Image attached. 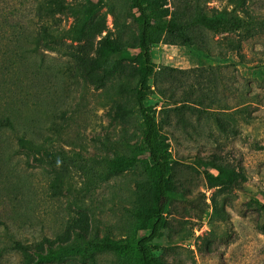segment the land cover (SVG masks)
I'll return each mask as SVG.
<instances>
[{
	"label": "rangeland",
	"instance_id": "374dc122",
	"mask_svg": "<svg viewBox=\"0 0 264 264\" xmlns=\"http://www.w3.org/2000/svg\"><path fill=\"white\" fill-rule=\"evenodd\" d=\"M58 1L65 9L53 19L40 11V4L51 0H0V114L14 122L6 135L13 150L18 137L26 136L95 164L87 170L38 164L17 151V200L8 216L24 242L43 247L71 239L74 231L134 241L149 234L132 214L150 200V190H138L139 167L110 175L102 163L104 157L138 150L144 132L132 108L139 69L132 0H106L80 41L67 39L62 49L49 50L36 39L42 24L69 30L78 23L75 12L86 5V0ZM167 2L171 16L180 11V1ZM198 4L208 15L234 11L246 21L264 20V0H247L244 7L230 0ZM52 6L56 11L55 2ZM197 37L208 51L153 42L154 91L145 104L154 108L168 138L176 185L199 209L171 202L152 254L167 264H264V83L255 71L264 62V30L205 31ZM107 38L130 48L121 71L103 79L102 70L90 74L87 68ZM119 105L127 108L122 118ZM213 158L244 174V192L208 186L206 169L214 171L198 161ZM4 258V264H19L14 255ZM66 264L124 262L121 255L100 251L94 261Z\"/></svg>",
	"mask_w": 264,
	"mask_h": 264
},
{
	"label": "trees",
	"instance_id": "16d2710c",
	"mask_svg": "<svg viewBox=\"0 0 264 264\" xmlns=\"http://www.w3.org/2000/svg\"><path fill=\"white\" fill-rule=\"evenodd\" d=\"M41 3L40 11L47 17H55V13L63 12L65 5L58 0ZM106 0H86L82 10L75 13L80 15L78 23L71 29H60L58 26L42 24L36 39L49 50H60L63 42L70 39L80 41L86 32L87 22ZM181 3L179 12L170 14L166 8L167 0H132V10L138 27L136 46L139 58L137 85L134 88V110L140 115L144 132L140 147L129 155L119 157H104L103 166L110 175H117L139 167L140 179L138 190L149 191L150 200H145L133 210L132 217L144 231H149L134 241L115 242L108 237L101 238L97 234H87L84 231H74L72 238L60 241L56 245L43 247L39 242L26 243L14 229L9 207L15 209L13 201L17 200L18 191L15 179L18 176L19 164L14 163L17 151L32 156L33 161L50 165L66 164L80 170H87L89 165L95 164L93 158H86L78 152L71 154L62 150H52L49 142H37L26 136L17 139L16 151L11 148L6 135L14 128L10 117L0 114V264H4L5 256L14 255L19 264H66L73 259L94 261L100 251H112L123 256L124 264H167L160 258L153 256L151 244L160 238L164 225V216L171 202L184 201L194 210L199 209L196 200L188 196V191L180 190L174 180V170L168 138L161 133L156 112L145 102L153 94L151 79L155 74L153 65V42L162 40L169 44L196 46L208 51L209 48L197 34L205 31H239L260 28L264 30V20H244L234 11H222L208 15L199 6V0H178ZM237 7H244L247 0H230ZM56 4L54 11L52 3ZM170 17V18H169ZM130 46L105 39L100 53L87 68L90 74L103 71L102 78L110 77L122 69ZM1 66V62H0ZM1 69V67H0ZM9 69V68H3ZM255 71L264 83V62L258 64ZM0 70V75H3ZM101 82V78H97ZM214 82V81H213ZM127 112L125 106L119 105L117 116L124 117ZM206 169L205 178L210 188L222 187L239 192L245 191L244 174L239 172L232 163L212 160H199ZM203 198V196H202ZM262 220L260 229L264 231V201L260 203ZM204 213V208L200 214Z\"/></svg>",
	"mask_w": 264,
	"mask_h": 264
}]
</instances>
